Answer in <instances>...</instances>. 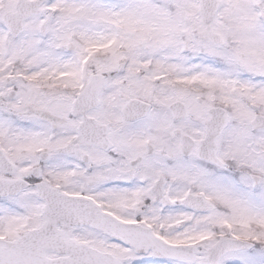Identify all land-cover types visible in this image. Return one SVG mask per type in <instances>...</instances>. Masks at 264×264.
Masks as SVG:
<instances>
[{
	"label": "snow or ice",
	"instance_id": "6c2138e0",
	"mask_svg": "<svg viewBox=\"0 0 264 264\" xmlns=\"http://www.w3.org/2000/svg\"><path fill=\"white\" fill-rule=\"evenodd\" d=\"M0 264H264V0H0Z\"/></svg>",
	"mask_w": 264,
	"mask_h": 264
}]
</instances>
